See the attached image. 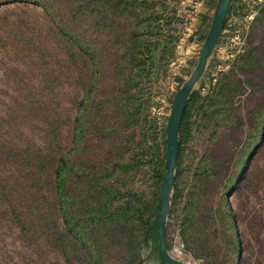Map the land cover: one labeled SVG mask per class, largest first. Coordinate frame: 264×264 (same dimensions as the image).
<instances>
[{
  "label": "trees",
  "instance_id": "trees-1",
  "mask_svg": "<svg viewBox=\"0 0 264 264\" xmlns=\"http://www.w3.org/2000/svg\"><path fill=\"white\" fill-rule=\"evenodd\" d=\"M13 1L15 8L3 7ZM172 1L0 0V26L7 35L22 37L17 47L34 59L35 76L41 78L39 84L26 81L16 115L0 117L19 135L0 138V158L19 162L26 180L10 183L0 176V197L13 201L6 190L15 193V204L26 207L11 212L23 236L34 232L67 264H143L144 250L161 263L157 217L168 124L150 117L149 108L182 38ZM256 11L242 51L208 93L191 94L179 127L166 245L172 250L173 223L187 249L205 264H219L214 254L219 232L232 256L239 255L228 192L235 188L239 195L249 185V172L238 171L263 141L264 1ZM36 12L41 25L30 27L28 18ZM34 33L35 40L27 41ZM57 92L68 94L73 113L61 111ZM30 126L40 130L41 143L21 131ZM239 129L248 130L253 141L234 160L237 151L227 154L225 146ZM205 132L215 147L185 158L195 134ZM105 145L111 155L103 159ZM231 167L237 171L219 184V194L225 189L219 207H203L218 175ZM21 189L26 203L31 198L45 203L42 190L52 192L48 212L41 203L22 204Z\"/></svg>",
  "mask_w": 264,
  "mask_h": 264
},
{
  "label": "rangeland",
  "instance_id": "rangeland-1",
  "mask_svg": "<svg viewBox=\"0 0 264 264\" xmlns=\"http://www.w3.org/2000/svg\"><path fill=\"white\" fill-rule=\"evenodd\" d=\"M261 1L264 0H234L223 34L209 59L204 75L196 84L193 92L208 93L212 84L216 82L219 73L229 69L235 57L242 51L247 32L257 15L256 5ZM199 2L200 0L172 1V5L178 9L176 24L179 30L182 29L180 30L182 38L177 48L176 56L169 66L168 75L156 84V93L151 99L149 115L152 118H156L160 125L168 124L176 94L196 68L203 43L212 22L213 17L210 21H204V23L197 20L199 19L197 10ZM16 6V1L3 5L4 8H15ZM38 15V13L37 15L33 13L28 18L32 21L30 27H39L41 25L40 16ZM35 34L37 33L30 35L27 41L35 40ZM21 39V36L7 35L0 26V117L7 114L16 115V102L21 100L19 98L26 93L23 88L26 81L31 80L39 84V79H41L38 75L35 76L36 66L33 64L34 59L29 57L27 52L17 47L20 45L19 41ZM67 95L64 92H57L53 96H56V99L61 103V111L73 113L72 105L67 102L70 100ZM59 102L57 103L58 107ZM2 122L4 121L0 120V138L8 136L13 139L15 137L19 139L14 126L8 127ZM18 127L20 128V126ZM203 130L201 129L200 131L202 132ZM21 131L27 138L41 143V132L39 129L30 126ZM247 131L246 129H239L230 133L232 138L225 147L227 154L234 151L236 153L237 151L234 160L241 157L242 147H246L253 141V137L247 139L249 137ZM234 141L238 142V147L234 145ZM64 145L67 146V142ZM213 146V142L209 140L208 132L203 135L196 133L194 139L187 146L185 158L189 159L200 156L202 153H210L211 148L215 147ZM110 149L111 146L105 145L104 149L100 151L103 159L111 155ZM96 152L99 154L98 151L93 153ZM20 167L19 162L17 163L12 159L6 160L3 157L0 158V176L5 177L10 183L14 181H19V183L26 182L25 178H23L25 177V172ZM236 171L235 167H231L230 169H225L223 175H218L215 181L218 182L215 184V190L210 192L209 197L207 194L206 198H204L203 207L205 205L207 208L217 209L219 207L218 198L225 192L224 189V191L220 192L221 195L219 194V184L224 186L228 179L234 177ZM245 171L249 172V185L239 195L236 194L235 188L228 192V200L235 217L236 237L240 243L239 255L232 256V249L228 246L227 240L221 236V232H219L220 238L215 242L216 246H214V254L219 256V264H230L232 261H239V264H264V130L261 146L254 149L244 171L240 169L238 172ZM136 177L140 178V175H136ZM186 184L189 183H183L184 186ZM6 191L10 194L13 201L6 202L0 197V264H67L62 253L50 246L47 241L39 239L34 232L31 231L27 237L23 236L20 224L12 220L11 212L14 206L22 211H25L26 207H21L19 203L15 204V199H18L17 195L12 191ZM42 191L46 197L45 203L33 198H31L32 202L27 198L26 201L32 207L41 203V208L48 212L49 203L53 201L54 195L50 191ZM19 194L21 195L22 204L27 205L25 200H23L22 189ZM37 196L39 198V195ZM169 221L170 219L167 226ZM178 240H182L185 243L179 234L178 228L172 223L169 228L171 248ZM185 246L187 249L186 243ZM187 251L194 259L193 264H205L203 260L195 258L188 249ZM141 258L143 264H162V261L160 263L149 254V250H144Z\"/></svg>",
  "mask_w": 264,
  "mask_h": 264
},
{
  "label": "water",
  "instance_id": "water-1",
  "mask_svg": "<svg viewBox=\"0 0 264 264\" xmlns=\"http://www.w3.org/2000/svg\"><path fill=\"white\" fill-rule=\"evenodd\" d=\"M233 2L234 0L217 1L212 22L203 43L197 66L185 84L179 89L173 101L167 125V157L165 163L167 173L163 179L159 193V213L157 217L162 264H183L180 260L171 255L167 248L165 237L169 214L171 211V197L175 186V171L180 145L179 127L190 96L193 93L196 84L204 75L209 59L223 34Z\"/></svg>",
  "mask_w": 264,
  "mask_h": 264
},
{
  "label": "crops",
  "instance_id": "crops-1",
  "mask_svg": "<svg viewBox=\"0 0 264 264\" xmlns=\"http://www.w3.org/2000/svg\"><path fill=\"white\" fill-rule=\"evenodd\" d=\"M217 1L218 0H200L198 6H197V10L199 13V19H197L198 21H200L201 23L204 21H210L211 18L213 17L214 14V10L215 7L217 5Z\"/></svg>",
  "mask_w": 264,
  "mask_h": 264
},
{
  "label": "built area",
  "instance_id": "built-area-1",
  "mask_svg": "<svg viewBox=\"0 0 264 264\" xmlns=\"http://www.w3.org/2000/svg\"><path fill=\"white\" fill-rule=\"evenodd\" d=\"M171 255L180 260L183 264H193L194 259L192 255L187 251L185 243L182 240H178L171 250Z\"/></svg>",
  "mask_w": 264,
  "mask_h": 264
}]
</instances>
